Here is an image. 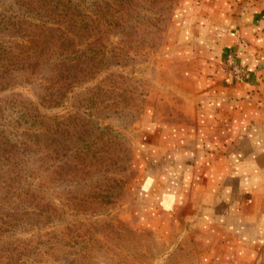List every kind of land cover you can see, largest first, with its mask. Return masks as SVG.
<instances>
[{
    "label": "rangeland",
    "instance_id": "obj_1",
    "mask_svg": "<svg viewBox=\"0 0 264 264\" xmlns=\"http://www.w3.org/2000/svg\"><path fill=\"white\" fill-rule=\"evenodd\" d=\"M72 2L37 60L25 35L5 37L0 264H199L189 234H156L133 215L148 112L168 117L187 97L178 22L195 1Z\"/></svg>",
    "mask_w": 264,
    "mask_h": 264
},
{
    "label": "crops",
    "instance_id": "obj_2",
    "mask_svg": "<svg viewBox=\"0 0 264 264\" xmlns=\"http://www.w3.org/2000/svg\"><path fill=\"white\" fill-rule=\"evenodd\" d=\"M194 1L178 22L187 97L168 117L148 112L133 215L189 234L199 264H264V0ZM232 55L250 78L230 76Z\"/></svg>",
    "mask_w": 264,
    "mask_h": 264
},
{
    "label": "trees",
    "instance_id": "obj_3",
    "mask_svg": "<svg viewBox=\"0 0 264 264\" xmlns=\"http://www.w3.org/2000/svg\"><path fill=\"white\" fill-rule=\"evenodd\" d=\"M72 3V0H0V36L4 35L0 39V85L8 81L6 74L15 54V47L5 37L25 35L22 45L27 48V60H37L45 52L48 34L55 24H60ZM29 113L33 116L32 111ZM7 116L0 108V120H7Z\"/></svg>",
    "mask_w": 264,
    "mask_h": 264
},
{
    "label": "built area",
    "instance_id": "obj_4",
    "mask_svg": "<svg viewBox=\"0 0 264 264\" xmlns=\"http://www.w3.org/2000/svg\"><path fill=\"white\" fill-rule=\"evenodd\" d=\"M239 44L242 46H247V42L244 39H239ZM226 69L230 76L235 80H245L251 77L250 70L241 64L237 59L236 55H232L228 58L226 62Z\"/></svg>",
    "mask_w": 264,
    "mask_h": 264
}]
</instances>
